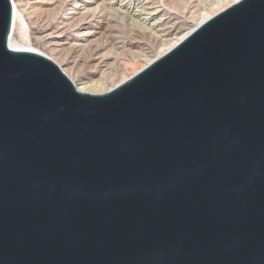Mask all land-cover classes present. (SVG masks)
<instances>
[{
    "label": "water",
    "instance_id": "water-1",
    "mask_svg": "<svg viewBox=\"0 0 264 264\" xmlns=\"http://www.w3.org/2000/svg\"><path fill=\"white\" fill-rule=\"evenodd\" d=\"M0 264H264V0L104 95L8 46Z\"/></svg>",
    "mask_w": 264,
    "mask_h": 264
},
{
    "label": "bare ground",
    "instance_id": "bare-ground-1",
    "mask_svg": "<svg viewBox=\"0 0 264 264\" xmlns=\"http://www.w3.org/2000/svg\"><path fill=\"white\" fill-rule=\"evenodd\" d=\"M12 7L11 27L8 36V46L13 52L31 53L42 56L51 61L59 71L71 82L74 89L88 95H104L128 82L134 76L146 69L156 60L165 56L168 52L179 45L191 32L204 22L216 15L233 7L241 0H212L208 7L199 11L189 18L190 25L180 31L177 27L173 34L169 28L163 25L164 11L172 12L164 6L162 0H63L65 13L61 22L51 31L55 33L46 34L52 47H63L68 45L65 39V27L73 25L72 48L82 50L87 45H94L95 58L91 66L92 76L78 78V73L62 68L55 64L51 56H46L31 44L23 43L14 37L15 25L18 22V15L21 14L18 0H9ZM59 0H37L34 3L42 8H48ZM34 4V7L37 5ZM104 14L107 16L105 17ZM105 17L106 23H102L99 17ZM128 17L129 23L126 26L135 37L123 43L122 46L110 40V47L105 50L106 45H100L99 39L108 32V21H117V25H123L124 17ZM172 24V23H171ZM176 24V23H174ZM173 24V26H175ZM109 27V29H110ZM118 28V27H117ZM171 28V27H170ZM181 29V28H180ZM175 30V29H174ZM143 31H150L156 35L159 44L156 47H145L137 40ZM110 32V31H109ZM46 35H43L45 37ZM105 37V36H104ZM148 46V44H145ZM129 59L133 63H124ZM120 60V61H119ZM128 60V61H129ZM115 68L122 72L117 79Z\"/></svg>",
    "mask_w": 264,
    "mask_h": 264
},
{
    "label": "rangeland",
    "instance_id": "rangeland-1",
    "mask_svg": "<svg viewBox=\"0 0 264 264\" xmlns=\"http://www.w3.org/2000/svg\"><path fill=\"white\" fill-rule=\"evenodd\" d=\"M19 9L21 14L18 15V22L15 25L14 37L19 41L27 44H31L33 47L37 48L40 52H43L46 56H51L54 60L53 62L60 65L62 68L72 71L74 74L78 73V78H86L92 76L91 66L93 59L95 58V47L94 45H87L84 49L79 50L72 48L70 45L72 43L73 35V25L65 27V39L68 45L63 47H52L49 44L50 39L48 34L52 33L51 30L57 26L65 13V4L63 0H59L54 5L48 8H42L39 4L34 3L37 0H18ZM153 1V0H151ZM164 6L167 9H171L172 12L164 11L163 25L166 28L173 30V34L177 32L176 30L184 31L189 25V18L202 11L204 8L208 7L212 0H162ZM34 4H37L34 7ZM105 17H107L104 14ZM102 23H106L105 17L98 16ZM128 17H124L123 25H117L113 29V25H116L117 21H108V32L105 33V37L99 39L100 45H106L104 48L108 50L110 47V40L115 39V42L119 43L120 46L124 42L131 40L135 37L134 34L130 33L126 26L129 23ZM172 23V24H171ZM176 23V24H174ZM173 24L175 26H173ZM110 27V29H109ZM171 27V28H170ZM179 27V28H177ZM177 28V29H176ZM181 28V29H180ZM175 29V30H174ZM110 31V32H109ZM47 34V35H46ZM43 35H46L43 37ZM137 40H139L144 48L146 47H156L159 44V40L156 35L150 31H143L138 35ZM145 44H148L146 46ZM129 59L123 60L124 63H133ZM120 61V60H119ZM115 77L117 79L122 75L121 71L115 68Z\"/></svg>",
    "mask_w": 264,
    "mask_h": 264
}]
</instances>
